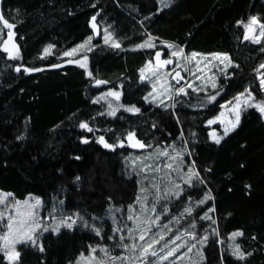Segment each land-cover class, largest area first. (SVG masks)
I'll return each instance as SVG.
<instances>
[{"label":"trees","instance_id":"obj_1","mask_svg":"<svg viewBox=\"0 0 264 264\" xmlns=\"http://www.w3.org/2000/svg\"><path fill=\"white\" fill-rule=\"evenodd\" d=\"M159 7L158 0H0V11L16 25L20 49L18 60L0 49V190L13 194L8 201L36 195L45 211L78 218L71 229L39 235L43 251L39 244H21L14 264H84L80 258L89 255L94 264H264V119L246 107L219 143L206 124L245 88L260 95L255 70L264 63V38L245 40L237 21L256 15L264 22V0H172L170 7ZM93 16L98 29L112 31L119 48L94 38ZM147 33L186 54L227 52L233 66L213 91L188 89L164 103L168 107L147 102L151 87L141 81L140 69L154 50L135 47ZM88 36L96 44L92 77L76 64L52 67ZM48 44L54 47L44 54ZM95 79L121 89L123 103L141 111L108 116ZM81 121L96 130L80 128ZM128 131L145 147L121 145ZM100 136L116 147L106 148ZM185 165L198 169L205 183L194 179L187 186ZM177 184L184 188L180 197L169 191ZM209 191L212 199L197 204ZM213 206L210 219H202ZM145 228L149 234L141 241ZM237 230L243 235L233 236ZM152 238L156 255L144 259L140 248ZM176 244L181 247L169 256ZM236 244L250 255H234ZM0 264H10L3 252Z\"/></svg>","mask_w":264,"mask_h":264},{"label":"snow or ice","instance_id":"obj_2","mask_svg":"<svg viewBox=\"0 0 264 264\" xmlns=\"http://www.w3.org/2000/svg\"><path fill=\"white\" fill-rule=\"evenodd\" d=\"M160 7L157 8V11H162L164 8L170 7L172 0H158ZM19 11V10H17ZM96 16L92 17V28L95 29L97 28V25L95 23ZM0 22L5 26L6 28V38H4L3 35H0V49H3L4 52L7 53L9 57H18L20 55V49L19 46L16 44L15 40L13 39L14 32L12 31L16 25L15 23L10 22L8 19L5 18L4 14L2 11H0ZM238 25H243V27L246 29L244 33V39L245 40H254L256 42H260L261 38H264V22H261V20L257 16H251L248 22H245L243 20H238L237 21ZM257 27L259 28V34L256 35L254 34L256 32ZM4 29H0V32H3ZM93 37L88 36L86 39H84L81 43L77 44L75 47L69 49L67 52L62 53L64 56H72L77 53L80 54L79 59H70L66 61L67 63L71 64H79L82 68L87 69L88 68V61L89 57L86 54L87 52H90L92 50V47L94 45H91ZM157 38L154 37L152 34L147 33V39L143 40L141 43L136 44V48H148V49H156L155 51V64H153V61L149 59L147 61V64L151 66L150 70L153 72V75H158L159 70L162 69L165 65L173 63V60L171 57H178L181 56L184 53V48L179 47L175 43L168 42V41H161V43L167 45L168 49H173V48H178V51H173L171 53V56L168 59H162V55H167L166 50L158 49L157 44L155 43V40ZM104 41L105 43H113L115 47L119 48L121 45L118 40H114L112 37V33L109 32L107 29L105 30V36H104ZM54 47V45H49L48 48H45V52H48L50 48ZM198 54L196 52L191 53V57H196ZM209 55L215 57V58H222L220 59V63L223 64V68L221 69V72L223 73L225 69L229 68L230 65L232 64L230 55L227 52L221 53V52H215V53H210ZM52 67H57V65H52ZM264 63H261L259 65V69L255 70L257 71V74L260 78V87L264 88ZM17 71H20V68L17 67ZM26 71L28 72H35V71H40V69L37 68H27ZM145 69L141 68L140 72L144 73ZM87 75L89 77L93 76V72L89 70L87 72ZM175 77L176 79V87L174 91L176 93H186V88L180 86V81L184 79L183 76H181L180 71L175 72ZM141 79H148V77L141 76ZM108 81L102 80V79H95V84L96 85H102V84H107ZM190 86V85H189ZM213 88L217 87L215 83H213ZM171 85H168V88H171ZM156 84H153V89L155 90ZM168 89H165V93L167 92ZM199 91V89H196ZM219 94V93H217ZM247 94V99L243 100L241 98L245 97ZM160 93H149L148 96H145L144 99L148 100L149 97L153 101H156L160 103L163 107H168L169 105H166L163 103V99H157L158 96H160ZM122 96L121 91H118L113 88H109L107 92H102L100 93V97L104 99H108L109 97H115L116 101H120ZM168 99H171V97H167ZM215 95L207 97L209 101L215 100ZM236 101V118L234 121L229 120L225 123L224 127V135H227L229 132H231L239 123L240 120V104L243 103H249V101H254L255 100V94L252 93L251 87L245 88L244 91H241L237 93L236 97H234ZM255 107L259 109L261 113H264V99L260 100L259 102L255 103ZM118 108H126L127 111L129 112H134V113H139L141 109L137 107L135 104L131 105H125V104H118L115 107H113L112 102L109 101V108L108 112L110 115H115L116 111ZM224 117V112H221L219 116L214 117L213 119H210L207 121L209 125L213 124L215 120H221ZM79 127L82 129L87 130V132L91 133L95 131L92 126H90L88 121H81L79 124ZM155 127V125H153ZM20 137H18L19 139ZM127 142L131 143V146L133 148H143L145 147L143 141L138 139L136 137L135 131H128L126 134ZM211 138L216 141L217 143L220 142L222 137L218 135L213 129L211 133ZM83 142L87 143L88 142V137L84 136L81 138ZM99 142H101L106 148H114L116 147L115 144L108 143L105 139L104 136L99 137ZM119 143L123 145L125 143L124 139L119 140ZM185 152L188 150L185 149ZM167 149L164 150V153L166 154ZM177 155H180V153H177ZM79 158V157H77ZM192 164H195V161H192ZM187 172L184 174L185 180H186V185L191 187L194 184V179L196 181H199L200 183H205L203 180V177L200 176L199 170L195 169L191 166H187ZM167 167L169 169L172 168V164H168ZM179 171H183V169H178ZM79 179V177H77ZM250 187V186H249ZM170 192H174V194L177 197H180L181 194L184 192V188L181 187L180 184L175 185L173 189H169ZM12 193L8 192H3L0 191V202L5 201L8 197L12 196ZM31 197V194H29ZM192 198L189 197V200ZM212 199L210 191L205 193L203 199H200L196 201L197 204H205L207 201ZM41 203V198L39 196L35 197V202L34 204H29L27 201H16L14 207L16 208V213L17 215L15 217L9 215L8 217V223H7V232L4 233L3 235H0V242H2V246H0V252H3L5 255V258L10 262V264H14V262L19 260L20 257V252L17 251V244L21 243H30L32 245H37L39 244L40 250L43 251V244L40 243L38 237L39 233L38 230L43 229V231H48L49 229H52L55 232H60L61 226H66L67 228L71 229L73 225L76 223V220L73 219L72 217H65L63 219H60L59 221H56L55 224L49 223L48 225L43 224V218L38 217V214L36 213L35 209L37 206H39ZM24 204L25 205V210L21 211L20 205ZM153 211H156L155 207L152 209ZM215 210L214 206L212 208L208 209V212L204 213V216L202 219H210V216L208 215L209 212H213ZM185 212L187 213H192L193 208L192 207H187L185 209ZM3 215V214H0ZM78 216V213L76 214ZM55 219V218H53ZM157 220H159V216L156 217ZM193 227H195V223L193 224ZM97 233L100 232L99 228L95 229ZM115 231H120L119 229H115ZM129 233H131L133 230L130 228L128 229ZM149 234V230L145 228L143 232H141L139 239L141 241L145 240V237ZM187 235L193 237L195 239L196 233L194 232H188ZM233 236H241L243 235V232L241 230H237L234 233H232ZM121 240L124 239L123 236L120 237ZM173 239H180V237H174ZM204 242H207V235L203 236L201 238ZM170 243L172 242L171 240L169 241ZM158 241L154 238L151 239V243H145L143 246L140 248V255L144 259H147L149 254L152 256H155L156 253L152 251V245L157 244ZM124 248H127L128 245L124 244ZM133 248H136L137 245L133 244ZM181 247L180 244H176L175 247L172 248L171 251L168 252V255L171 256L173 252L176 251L177 248ZM193 248L196 247L195 244L192 245ZM95 251V249H93ZM234 255L239 257L240 259H243L245 256L250 255V253L243 252L241 251V246L239 244L235 245V251ZM166 256H161L160 259H166Z\"/></svg>","mask_w":264,"mask_h":264},{"label":"rangeland","instance_id":"obj_3","mask_svg":"<svg viewBox=\"0 0 264 264\" xmlns=\"http://www.w3.org/2000/svg\"><path fill=\"white\" fill-rule=\"evenodd\" d=\"M251 16H256V15H251ZM250 17L245 22H248ZM0 29H4L3 32H0V35H3L4 38H6V31L7 30H6L5 26L2 24V22H0ZM106 29L109 32L112 33V31L106 26L102 28V31L100 29H98V27L95 28L94 29V38H98L99 36H102V40H103V43L105 45L117 48L111 42L105 43L104 36H105V30ZM244 30L246 31L245 28H244ZM254 34H256V35L259 34V28L258 27H257L256 32ZM112 37H113L114 40H116L114 38V36H113V33H112ZM13 39L15 40V35L13 36ZM93 39H92V41L90 43H91V45H94V47H95L96 44L93 41ZM249 41L256 42V41L251 40V39H249ZM15 42H16V40H15ZM16 44H17V42H16ZM156 44H157V48L158 49H164L167 52V55L164 56V58H162V59H168L171 56V53L173 51H178L179 50L178 48L168 49L167 45H165V44H163L161 42L160 43H156ZM49 45H51V44L46 45L45 48H48ZM94 47H92V50L94 49ZM45 48H44V50H45ZM51 49L52 48H50L48 50V52L43 51V53L44 54H48L51 51ZM1 50L3 51V49H1ZM68 50H66L65 52H67ZM152 50H154V53L152 54V59L151 60L153 61V64H155V60L153 59V57H155L156 49H152ZM90 52L86 53L88 55V57H89L88 68L87 69L84 68L86 73L90 70V67H89V63H90V60H91ZM191 53L186 54L184 52L181 56L171 57L172 60H173L172 65H170V64L165 65L162 69L159 70V74L158 75H153V72L150 70L151 66H149L146 63V65L143 67L145 69V71H144V73H141V76L143 75L145 77H148V79H141V81L142 82H148V84L151 87L146 96H148L149 93H153V94L160 93L161 95L157 97L158 100L159 99H163V103H168V102L172 101V99L174 98L175 95L180 94V93H176L174 91V89L176 87V79L177 78L175 79V76H174L173 73L175 71H177V70H179L181 72V76H183V77L186 76L184 78V80H185L184 83L183 82L181 83V81H180V84L181 85L183 84L181 87H185L186 91L188 89H191V90H194V91H197L196 89H199V91L208 92L209 90L213 91V90L217 89L218 88V84H219V79L221 78V76H226V74H227L228 70L230 69V67L233 66V62L231 61L232 64L230 65V67L225 69L224 72L222 73L221 69L223 68V64L220 63V59H222V58H215V57L209 55L210 53H199V52H196L198 54L196 57H191ZM6 56L8 58L12 59V60H18V58H19V56L18 57H9L7 55V53H6ZM62 56L64 57V62L56 64L57 67H60L61 65H63V63L64 64H71V63H67L66 62V61H68L70 59H79L80 58V54L79 53H77L75 55H72V56H64V55H62ZM76 65H79V64H76ZM184 74H186V75H184ZM259 81H260V78H259ZM213 83H215L217 85V87L213 88V86H212ZM153 84H156L155 90L153 89ZM174 84H175V87L173 88ZM168 85H171L172 87L168 88ZM98 89H100V93H102V92H107L109 88L106 87L105 85H101V86H99ZM165 89H168L166 93H165ZM116 90L121 91V93H122L120 101H116L115 97H109L108 99H104V98L100 97V93L98 95V99L101 102H103L105 107H106L105 109H106V113H107L108 116H115L121 109L126 110V108H118L115 115H110L109 114V112H108L109 101L112 102L113 107H115L116 105L121 104V103L124 104L123 101H122V97H123L122 90L121 89H116ZM217 93H219V92H215V93H213V94H211L209 96L215 95V97L217 98L218 95H219ZM167 97H171V99H168ZM216 98H215V100H216ZM241 99H242V101L246 100L247 99V94H246L245 97H243ZM262 99H264V88L260 87V95H255V100L254 101H249V103H243L242 102L240 104V108H239L240 116H241L242 111L246 107H253L257 111H259V109L255 107V103L259 102ZM215 100H211L210 102H214ZM146 101L147 102H152V103H158L156 101H153L151 99V97H149V99L146 100ZM221 112H224V117L221 120H215V122L213 124H211V125L206 123L210 127V137H211V133H212L213 129H215V131H216V133L218 135L222 136L224 134L225 123L227 121H229V120H232V121L235 120V118H236V101H235V99L230 100L228 102H225L223 104V106H222L221 111L214 117L219 116ZM261 115H262V117L264 119V113H261ZM214 117H212L210 119H213ZM211 140L214 141L212 138H211ZM125 143H126V145L132 147L131 143L127 142V138H126V142ZM0 191H2V190H0ZM3 192H5V191H3ZM35 197H37V196L36 195H31V197L27 196L25 199H19L17 201H22V202L23 201H27L29 204H34ZM8 199H9V197L5 201L0 202V214H3V215H0V226H1V224L5 223L4 230L0 233V235H3L4 233L7 232V223H8L9 215H11L13 217H15L17 215L16 208L14 207L16 201L12 202V201H8ZM20 209H21V211H24L25 210V205L21 204L20 205ZM35 211L38 214V217L43 218V224L45 226L48 225L49 223L55 224L56 221H59L60 219L65 218V217L55 216V215L51 214V212L45 211L43 209V201H42V199H41L40 205L36 207ZM44 212H45V214H44ZM69 217H72L73 219L76 220V223L73 225V227H75V225L78 223V218L75 217V216H69ZM53 218H55V219H53ZM63 228H67V227L62 225L61 226V230ZM49 231L55 232L52 229H49L48 231H43V229H40V230H38V233H39V235H41V234H43L45 232H49ZM55 233H57V232H55ZM21 244H23V243H21ZM21 244H17V246H16L17 251H19L18 248H19V246ZM0 246H2V242H0ZM80 260L82 261L81 263H84V264L97 263L95 258H94V255L81 257Z\"/></svg>","mask_w":264,"mask_h":264},{"label":"water","instance_id":"obj_4","mask_svg":"<svg viewBox=\"0 0 264 264\" xmlns=\"http://www.w3.org/2000/svg\"><path fill=\"white\" fill-rule=\"evenodd\" d=\"M162 58H163V55H162ZM170 65H172V63Z\"/></svg>","mask_w":264,"mask_h":264}]
</instances>
